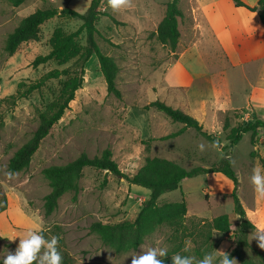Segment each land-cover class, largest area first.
Returning a JSON list of instances; mask_svg holds the SVG:
<instances>
[{
	"label": "rangeland",
	"instance_id": "obj_1",
	"mask_svg": "<svg viewBox=\"0 0 264 264\" xmlns=\"http://www.w3.org/2000/svg\"><path fill=\"white\" fill-rule=\"evenodd\" d=\"M89 1L24 0L12 6L6 0H0V259L14 252L19 242V237L11 241L8 238L22 235L32 226L42 231L46 239L57 232L62 239L58 249L67 254L70 264H130V255H138L149 246L163 247L167 252L170 251L173 246L171 230L164 225L155 227L136 249L120 252L102 243L98 235L89 230L90 223L95 220L111 223L132 220L150 192L149 188L128 183L106 170L83 167L79 178L80 189L75 200L72 199V192H65L58 198L56 208L50 214H44L43 195L50 187L42 169L50 164H65L81 152L88 156L99 154L105 147L112 150V158L120 170L126 173L138 169L145 155L168 158L189 169L200 165L208 167L224 153H228L238 179L236 193L246 216L255 223L254 228L247 232V241L264 253V249L258 247L257 240L251 239V234L264 225V198L254 191L250 183L253 169L263 168L264 129L259 131L253 142L250 132H245L239 141L227 147L225 132L221 128L224 116L228 117L230 126L255 117L264 118V105L258 108L252 105L229 108L217 116H206L201 121L205 129L215 134L224 149L215 146L192 128L166 139L159 137L160 140L155 142L147 138L152 134L171 133L181 126L180 122L171 120L154 107L144 109L143 105L149 101L158 98L188 111L185 89L157 84L151 76L154 66L174 58L176 51L181 48L177 46L171 54L167 46L148 34L162 18L168 0H128L127 6L115 10L108 5V0L100 1L99 9L119 21L114 23L106 15L99 16L95 22L98 30L95 41L100 50L112 56L118 66L115 82L121 97L106 93L97 59L92 55V59L85 63L81 86L75 90L74 98L69 101L62 116L41 139L28 165L15 172L7 169L9 157L36 128L38 113L57 98L70 75L47 79L38 89L22 96L16 94L17 85L21 81H36L44 72L54 67H65L72 62L68 60L59 63L50 59L32 65L36 55L49 51L55 31L60 34L73 31L81 20L55 15L40 25L37 40L22 42L9 56L3 50L4 40L24 15L37 8L70 6L83 12ZM182 1L178 0V6L184 9ZM185 18L186 15L182 19L184 26L187 25ZM132 20H139L145 28L134 27ZM75 42L84 44L83 31ZM209 42L207 47L198 45L196 48L216 62L208 65L214 71L226 63L219 51L213 48L212 41ZM253 64H245L243 70L226 69L224 77L231 91V101L236 104H245L243 95L249 92L250 84L257 79V70ZM200 82V79H196L191 91H204L203 98H209L214 91L210 82L206 81L199 87ZM189 100L192 110H195L196 98L191 96ZM199 145L204 146L203 150ZM150 147L154 153H150ZM223 180H227L229 185ZM230 183L228 178L217 172L194 175L183 179L177 188L160 194L156 202L161 204L184 199L188 224L190 220L195 222L226 213L231 223L230 231L224 233L211 230V238L201 246L217 257L230 249L238 250L235 231L240 218L232 209ZM193 247L194 242L186 238L183 251L196 257ZM238 251L255 264H261L249 252ZM232 259L240 264L235 256Z\"/></svg>",
	"mask_w": 264,
	"mask_h": 264
},
{
	"label": "trees",
	"instance_id": "obj_2",
	"mask_svg": "<svg viewBox=\"0 0 264 264\" xmlns=\"http://www.w3.org/2000/svg\"><path fill=\"white\" fill-rule=\"evenodd\" d=\"M6 1L12 6H17L24 0ZM100 1L90 0L83 12H79L70 6L37 8L24 15L8 32L4 40L3 50L9 56L22 42L37 40L39 27L47 19L58 15L81 20L80 25L73 31L65 34L55 31V38L50 45L49 51L43 55H36L32 60V65H38L50 59L57 60L59 63H64L68 60H72V62L65 67H54L44 72L36 81L29 83L21 81L17 85L16 94L17 96H22L27 92L38 89L47 79L57 78L60 75H70L57 98L52 100L46 109L38 113V123L32 135L9 157L7 169L10 172L22 170L28 165L41 139L48 134L51 126L62 116L64 110L68 107L69 101L74 98L75 90L82 84L85 63L91 55H95L97 59L99 70L105 82L106 93L112 94L116 98L121 97V92L115 82L118 66L112 56L100 50L95 41V34L98 32L95 22L99 16L106 15L114 23H119V21L109 13L99 9ZM232 1L235 5H242L249 10H256L260 22L264 25V0H257L256 4L252 6L245 4L242 0ZM181 16L182 11L178 6V0H168L165 2L162 18L156 28L148 34L162 45L167 46L170 51H175L180 35L178 18ZM82 31L84 33V44L79 45L75 40ZM150 107L162 111L171 120L182 123V126L176 131L163 135L160 139L178 135L187 127H190L215 146H220L221 149H224L215 134L205 129L201 122L188 111L167 104L158 98L143 105L144 109ZM221 128L225 132L227 147H231L239 141L245 132H250V139L253 142L257 138L259 131L264 129V118L255 117L253 120L230 126L228 117L224 116ZM85 166L109 171L123 178L128 183L137 184L150 190L148 197L141 202L132 220L113 223L95 220L90 223L89 230L95 232L101 242L110 246L115 252L136 249L148 233L155 227L164 225L170 228V239L173 242L168 255L162 258L164 264H171V256L174 254L187 255L183 251L186 238L194 242L193 251L196 258H202L208 251L201 248V246L206 244L211 238V230L224 233L230 231L231 223L227 214L221 213L210 219L203 218L195 222L190 220V224H188L186 223L187 208L184 199L167 201L161 204H158L156 200L163 192L177 188L180 181L185 178L217 172L228 178L232 183L229 192L233 201L232 209L240 218L235 231L236 247L238 250L249 252L261 264H264V253L251 246L247 241V232L254 228L255 223L250 217L246 216L236 193L238 179L232 168L228 153H224L208 167L200 165L189 169L168 158L145 155L138 169L133 173H126L120 170L116 161L112 158V150L109 147L103 148L99 154L93 156H88L85 152H81L65 164H50L42 169V174L47 179L50 187L49 191L43 195L42 206L45 215L50 214L56 208L57 200L63 193L72 192V199L75 200L80 189L79 178L81 171ZM262 166L264 168V164ZM54 236L58 237L57 250L62 256V264H70L67 254L58 249L62 239L57 232L54 233ZM238 250L230 249L225 251V253L231 259L235 256L240 264H255L250 258L242 256ZM223 255L224 253H220L217 257Z\"/></svg>",
	"mask_w": 264,
	"mask_h": 264
},
{
	"label": "crops",
	"instance_id": "obj_3",
	"mask_svg": "<svg viewBox=\"0 0 264 264\" xmlns=\"http://www.w3.org/2000/svg\"><path fill=\"white\" fill-rule=\"evenodd\" d=\"M162 1L158 0V2ZM242 1L252 6L256 4L257 0ZM182 6L184 8H180L182 16L178 18L180 35L176 45L181 48L176 51L174 58L154 66L151 71L154 82L162 83L168 87L185 89L188 111L200 122L204 121L206 116H217L219 112L229 108L249 105L258 108V106L264 105V25L260 22L258 12L249 10L242 5H235L232 0H183ZM185 15L186 26L183 25L184 21L182 20ZM132 23L134 27L145 28V25H142L139 20L138 22L132 20ZM182 29H185V32H182ZM152 30H154L153 27ZM209 41H212L213 48L219 51L220 57L226 63L224 67L214 71L210 70L208 65L215 61L212 58L208 59L204 51L197 49L198 45H201L202 48L203 46L207 47ZM170 53L173 52L170 51ZM91 59L92 55L88 61ZM96 64L98 66V62ZM245 64L255 66L257 79L250 84L249 92L244 93L245 104L243 105V102L236 104L231 101V91H229L224 75L226 69L243 70ZM196 79L201 80L199 87L203 86L206 81L210 82L214 91L209 98H203L204 91H191ZM191 96L195 97L199 103L198 106L194 101L195 110H192L189 100ZM189 128L187 127L184 131ZM163 135L152 134L147 138L150 137L151 142H155L160 140L159 137ZM151 152L154 153L152 147H150ZM150 156L155 155L151 154ZM223 182L229 185L227 180H223ZM230 184L232 185V183Z\"/></svg>",
	"mask_w": 264,
	"mask_h": 264
},
{
	"label": "clouds",
	"instance_id": "obj_4",
	"mask_svg": "<svg viewBox=\"0 0 264 264\" xmlns=\"http://www.w3.org/2000/svg\"><path fill=\"white\" fill-rule=\"evenodd\" d=\"M128 0H108V5L112 9L127 6ZM203 150V145H199ZM250 183L254 191L264 198V168H254L250 176ZM19 237V242L14 252L6 254L0 259V264H62V256L57 250L58 237L52 236L46 239L43 232L35 226L29 227L22 235H14L8 240ZM255 238L258 247L264 249V225L257 228L251 234V239ZM221 252V251H218ZM223 256L216 257L211 253H205L202 258L197 259L190 255L179 253L171 256V264H236L225 252ZM168 255L167 249L163 247L149 246L140 254L133 253L130 264H164L163 257Z\"/></svg>",
	"mask_w": 264,
	"mask_h": 264
}]
</instances>
